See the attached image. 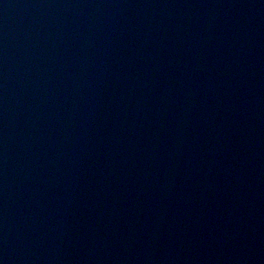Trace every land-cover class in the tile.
I'll return each mask as SVG.
<instances>
[{"label": "water", "instance_id": "obj_1", "mask_svg": "<svg viewBox=\"0 0 264 264\" xmlns=\"http://www.w3.org/2000/svg\"><path fill=\"white\" fill-rule=\"evenodd\" d=\"M0 264H264V0H0Z\"/></svg>", "mask_w": 264, "mask_h": 264}]
</instances>
